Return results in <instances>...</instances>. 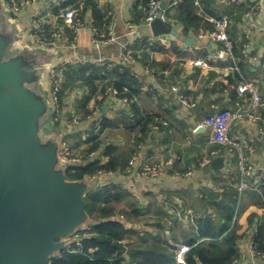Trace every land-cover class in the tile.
I'll return each instance as SVG.
<instances>
[{"label":"crops","instance_id":"crops-1","mask_svg":"<svg viewBox=\"0 0 264 264\" xmlns=\"http://www.w3.org/2000/svg\"><path fill=\"white\" fill-rule=\"evenodd\" d=\"M19 1L25 2L26 0ZM64 1L62 0L60 4ZM85 1L79 2L78 6L66 7L77 9L80 20L85 24L84 29L78 34L74 47V51L81 56L84 64L96 65L95 59L98 57L91 49L92 29L101 33L112 32L113 35L121 38L127 32V26L133 25L138 27L136 36L148 37L152 35L150 28L141 26L144 15L143 0H93L104 16L103 29L96 27L90 8L83 10ZM171 1L173 0H165L166 8L169 7ZM226 1L198 0L202 10L206 9L219 18L228 17L230 19L231 23L227 34L237 46L242 44L241 51L246 44L249 45V58L243 57L242 64L246 66L244 69L240 67L238 72L230 70L231 66L237 67V59L226 63L207 60L208 56L220 48V44L199 40V34L204 32L202 29L197 33L184 32L183 26L175 18L166 16V19H171L173 22L165 23L176 32V35H164L163 37L167 40L165 44H157V49L153 51L146 49L144 52L157 64L156 69H151L154 73L153 76L145 72L146 65L142 62L143 53L140 50L136 52L138 58L141 59L137 58L136 61L137 79L149 87L148 93L137 98V108L141 113L160 115L159 120L167 125H161L162 127L159 125L156 130L151 128L148 137L137 147L135 154L139 157V163L161 164L163 171L156 177L143 178L140 177L138 168L128 165L126 170L115 173L114 177L96 175L84 180L91 182L90 192L98 187L115 185L122 188L137 203L143 210L146 220L140 221L136 225L126 223L127 228L152 233V229L148 225L154 223L155 213L159 209L166 211L172 222L177 221L178 224L175 227L177 231L183 229L187 232L191 227L196 228V220L206 217L205 211L207 210H209L208 214L217 218L214 209H210L207 205L203 206L205 204L202 200L203 195L212 193L221 200L224 198V188L228 189L227 185L230 182L226 180L221 182V179L216 175L219 171H214L211 166L202 168L198 165V161L206 153L219 149V146L210 143L212 135L210 129L203 128L201 125L215 112L244 113L247 101L240 98L233 89L237 83L230 84L235 79L236 73L243 80L257 83L264 102V0H245L244 3L231 5H227ZM180 3L182 0H179L178 4ZM0 5L1 21L5 30L18 37L17 41L10 46L9 53L11 54L33 52L31 33L36 28L35 15L38 12L45 17V26L48 30L62 25L55 20V14L52 11L53 8L59 6L57 0H38L34 4L26 6L18 16L12 15L7 10L4 0H0ZM48 5L51 6L49 11L46 8ZM175 7L170 6L168 9L171 10ZM197 15L200 17L198 8ZM188 38L194 39L196 43L187 45ZM44 51L43 54H35L37 61L47 62L60 54L59 48ZM116 52L117 47L113 44L103 48L100 54L107 59H114ZM197 59L207 60L209 66L206 68L194 67L192 61ZM159 71H163V75ZM170 86H177L181 94L196 103L194 108L185 112V116L180 115V103L178 98L171 93ZM45 89L43 78L39 84V91L48 101ZM232 92L236 94L234 103L230 100ZM83 95V89L71 90L63 100L58 121L53 118L51 112L49 122L53 134L59 141L64 139L67 142L79 144L74 152L82 160V164H86L93 161H87L88 154H83V151L88 147L84 143L89 134L88 127L86 119H81L80 115L75 112L77 102ZM98 101L102 100L92 99L87 109L99 106ZM237 103L239 105H236ZM107 104L100 105L101 108L106 106V111L102 114L104 118L113 122L115 128L105 131L102 138L107 145L118 146L119 150H126L133 146V137L135 136L128 134L124 129L125 124L133 118V113L129 106H122L118 101H108ZM261 116L264 121V109L261 111ZM56 122H58V126L53 128ZM109 132L112 134H108ZM246 133L256 134V126L248 122L246 118L234 122L232 134ZM99 152L96 160L103 164L107 161L103 147ZM221 155L230 161L228 155L223 152ZM246 157L248 163L254 167L255 176L250 180L249 187L242 196L243 199L241 198L242 200L236 206L237 214L233 217L229 230L233 227L236 228L238 253L244 256L242 264H264V260L247 251V244L254 238L261 218L264 217V206L256 204V200L248 197L249 192L260 194L264 192V138L259 137L256 140L252 151L248 152ZM226 160L224 166H226ZM231 161L234 162V158ZM188 171H190V175L187 176ZM189 211L195 215L200 214V217L191 220L190 216L186 217ZM89 226L90 224L87 225V227ZM199 242L201 241H197L196 244ZM68 245L69 240L66 246Z\"/></svg>","mask_w":264,"mask_h":264},{"label":"trees","instance_id":"trees-1","mask_svg":"<svg viewBox=\"0 0 264 264\" xmlns=\"http://www.w3.org/2000/svg\"><path fill=\"white\" fill-rule=\"evenodd\" d=\"M82 0H65L58 7L53 8V14H58L60 9L69 6H78ZM149 0H143L145 7ZM90 8L96 27L103 29L104 16L98 10L93 0H86L83 10ZM137 8V5H136ZM164 11V16L176 19L183 26L184 32L192 31L197 33L200 29L205 33H211L213 26L211 23L197 15V7L194 0H182L174 9ZM168 9V10H167ZM203 11L213 18H219L206 9ZM84 13V12H83ZM83 15V14H82ZM228 35V34H227ZM229 37V36H228ZM230 39V37H229ZM233 42V54L237 59L238 69L245 68L242 64L244 58L240 46ZM157 44L148 46L146 42L136 40L132 47L133 55L138 58L136 52L143 53V64L151 69L157 67L148 54H144L146 49L151 51L157 49ZM160 50V49H159ZM142 56V55H141ZM138 60H141L138 58ZM231 64V63H230ZM163 75V71H159ZM62 91L59 95L60 109L63 100L73 89H83L84 95L77 102L75 112L81 119H86L89 114L88 104L92 99L98 98L102 88L106 86L115 87L120 93V98L128 100V106L133 113V118L125 124V131L133 137L132 147L126 150H119L118 146L107 145L102 136L105 131L115 128L111 120L103 118L99 127L91 126L86 141L88 147L83 154L97 152L102 147L105 163L97 160L86 164H78L65 169V178L68 181H81L98 175L100 172H122L128 167L129 159L137 152V147L148 137L158 114L141 113L137 108V98L149 92V87L133 77L130 67L118 66L115 69L107 70L93 64L70 65L63 75ZM235 79L231 83H239L243 79L236 73ZM101 88V89H100ZM126 88L127 92L123 89ZM231 102L234 103L236 94H230ZM103 101H98L99 106ZM224 112V111H222ZM53 118L55 115L53 114ZM58 126L54 123L53 128ZM161 126V125H160ZM162 127V126H161ZM167 130L169 128H166ZM108 134H112L109 132ZM74 151L78 143L68 142ZM212 151V150H210ZM237 174L234 176L236 178ZM221 182H225L222 179ZM235 181L224 188L223 199H218L215 194H205L203 199L205 204L214 209L217 218L205 211L206 217L196 220V228H190L187 232L183 229L175 230L177 221L172 222L166 211L159 209L155 213L154 223L148 225L152 229L150 232H140L135 228H127L126 223L136 225L140 221H145V214L136 202L119 186L108 185L98 187L86 194L84 198L85 211L92 223L88 227L85 236L71 240L68 247L61 250L57 255L49 259L50 264H175V250L178 244H188L192 249L185 257L186 264H232L238 260V236L236 228L229 230L232 219L238 204V193L234 188ZM248 197L256 200V204L264 206V192L248 193ZM243 199V197H241ZM240 198V200H242ZM124 206V207H123ZM120 207V208H119ZM122 216L123 219H119ZM253 218V217H252ZM251 220V219H250ZM142 233V236L140 234ZM81 234V233H80ZM203 240V241H202ZM197 241H201L196 244ZM113 243H124L125 252L113 247ZM253 244L264 260V217L261 218L257 231L253 238Z\"/></svg>","mask_w":264,"mask_h":264},{"label":"water","instance_id":"water-1","mask_svg":"<svg viewBox=\"0 0 264 264\" xmlns=\"http://www.w3.org/2000/svg\"><path fill=\"white\" fill-rule=\"evenodd\" d=\"M160 9L149 27L152 35L175 36L161 20L164 2ZM1 20L0 5V264H50V256L68 243L61 239L92 223L84 203L92 184L66 180V166L58 157L60 141L49 122L52 111L39 91L52 60L37 61L35 54L45 52L39 48L9 53L18 37ZM195 43L186 40L187 45ZM101 110L105 113L106 106ZM48 166L56 170L48 171ZM210 166L220 171L224 159L216 158ZM113 247L126 251L122 243Z\"/></svg>","mask_w":264,"mask_h":264},{"label":"built area","instance_id":"built-area-1","mask_svg":"<svg viewBox=\"0 0 264 264\" xmlns=\"http://www.w3.org/2000/svg\"><path fill=\"white\" fill-rule=\"evenodd\" d=\"M36 1L38 0H26L25 2L19 0H4V4L12 15L18 16L26 6L34 4ZM61 1L62 0H57V4L59 5ZM162 2L165 3V0H149L147 5L143 8L144 15L141 21V26L146 28L150 27V24L156 19L158 13L161 11L160 4ZM244 2L245 0H227L225 3L231 5L233 3L240 4ZM178 3L179 0H173L170 2L169 7L176 6ZM194 4L198 8L200 17L211 23L213 26V33L207 34L201 32L198 36L199 40L220 44V48L215 53L208 56L207 60L223 63L234 61L235 58L232 51L233 42L227 35V30L231 23L230 19L228 17H209L200 7L198 0H194ZM46 8L49 11L51 6L48 5ZM164 11L165 10L162 11L161 20L168 24L173 22L171 19L165 18ZM55 20L62 25L48 30L45 26V17L42 16L40 12L35 15L36 28L33 33H31V47L46 51L60 49V54L49 63L48 71L44 78L48 103L52 114L55 115L54 119L58 121L61 113L59 95L62 91V84L64 82V71L70 65L84 64L81 56L74 51V47L78 34L84 29L85 24L80 20L78 10L72 7L59 10L58 14L55 15ZM137 29L138 27L136 26L128 25L127 32L121 38L113 35L112 32L101 33L96 29H92L91 49L96 56H98L95 59L96 65L99 67H105L107 70L115 69L118 66H128L130 67L131 75L138 78V73L135 69L137 59L132 52L134 41H143L146 42L148 46H153L154 44H165L167 40L163 37L164 35L157 37L153 35H149L148 37L136 36ZM126 37L127 39H125ZM113 44L117 47L114 59H107L100 54L103 48ZM242 55L245 59L249 58L248 44L243 47ZM207 60L197 59L192 61V64L194 67L206 68L209 66ZM230 70L238 72L236 66H231ZM145 72L150 76H153L154 74L148 65L145 67ZM233 89L240 98L247 101V108L243 114L233 111L215 112L210 118L204 121L201 127L210 129L212 133L210 143L219 146V149L206 153L205 156L198 161V165L202 168L209 167L211 162L216 158H223L225 164L226 159L221 155V152L228 155L230 161L226 160V166H224L223 170L221 169L216 175L219 179L229 182L236 180L234 188L238 193L239 203L240 198L249 187L250 180L255 176L254 167L248 163L246 154L252 151L255 142L259 137L264 138V121L261 116V111L264 109V102L262 101L260 89L254 81L243 80L237 83L236 87ZM123 91L127 92V89L124 88ZM170 91L178 98V102L181 106V116H185V112L195 107L196 103L190 101L186 96L181 94L177 86H170ZM119 93L120 92L115 87L106 86L102 88L98 94V98L103 101V104L115 100L121 103L122 106H128L129 102L127 98L118 97ZM236 105H239V103ZM103 118L104 116L100 106L96 105L91 107L89 114L86 116L88 132L91 126L99 127ZM243 118H246L248 122H251L256 126V134H232L234 122L241 121ZM159 125L166 126L167 124L156 119V123L152 128L156 130ZM99 153L100 152L97 151L88 154L87 161L96 160ZM58 157L64 163L66 168L82 164V160H80L64 139L60 141ZM232 158H234V162L231 161ZM128 165L129 167L138 168L139 175L143 178L156 177L163 171L161 164L149 165L147 163H139V157L137 154H134L130 158ZM236 174L237 176L235 178L234 176ZM98 175L108 178L114 177V173L112 172H100ZM188 175H190V171H188L187 176ZM236 214L237 210L234 217ZM187 215L188 216L186 217L190 216L191 220L200 217V214L195 215L191 211L187 212ZM178 217H180V214H178ZM118 218L123 219L122 216H118ZM78 237H80V235H76V238ZM67 247L68 246L65 248ZM191 249L192 246L188 244L182 243L178 245L175 250V264H186L185 257ZM247 251L249 254L257 256L263 260V257L256 252L254 248L253 238L247 244ZM243 259L244 256L240 255L239 259L232 262V264H242Z\"/></svg>","mask_w":264,"mask_h":264},{"label":"rangeland","instance_id":"rangeland-1","mask_svg":"<svg viewBox=\"0 0 264 264\" xmlns=\"http://www.w3.org/2000/svg\"><path fill=\"white\" fill-rule=\"evenodd\" d=\"M44 135V134H43ZM68 143V142H67ZM38 149H42L43 148V144L42 145H38V147H37ZM57 167V166H56ZM46 169H48V171H55L56 170V168H52V167H50V166H48V167H46ZM120 208V207H119ZM88 230V227H87V225L86 226H83V227H80L79 229H77L75 232H74V234H72V235H69V236H67V237H65V238H63V239H61L59 242H62V241H64V240H69V243H70V240H72V239H75L76 238V235H84L85 236V234H86V231ZM81 233V234H80ZM68 248V247H67ZM56 255V253H53L51 256H50V258L51 257H53V256H55Z\"/></svg>","mask_w":264,"mask_h":264}]
</instances>
